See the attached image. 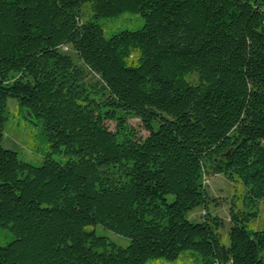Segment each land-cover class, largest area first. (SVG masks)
Returning a JSON list of instances; mask_svg holds the SVG:
<instances>
[{"label":"trees","instance_id":"16d2710c","mask_svg":"<svg viewBox=\"0 0 264 264\" xmlns=\"http://www.w3.org/2000/svg\"><path fill=\"white\" fill-rule=\"evenodd\" d=\"M124 13L141 27L105 37L95 19ZM10 99L36 120L39 166L1 146ZM215 158L248 210L231 206L225 242L216 216L188 218L208 212ZM261 201L264 0H0V264H264Z\"/></svg>","mask_w":264,"mask_h":264},{"label":"rangeland","instance_id":"374dc122","mask_svg":"<svg viewBox=\"0 0 264 264\" xmlns=\"http://www.w3.org/2000/svg\"><path fill=\"white\" fill-rule=\"evenodd\" d=\"M82 20L91 15L88 5L83 7ZM98 24L103 28L105 37L111 33L119 32L122 30H135L141 27L142 18L140 15L124 13L116 18H97L95 19ZM67 53L77 66L81 65L76 54L70 47H64L61 49ZM192 83H197V78L192 75L189 78ZM130 127L134 129L136 134L141 138L145 137L147 133L142 129L139 121L135 118L129 117L127 120ZM36 120L26 110H20L15 100L10 99L7 103V123L4 130L3 141L1 143L2 148L14 151L18 158L24 162L39 166L43 163V154L47 150V146L44 143H40L36 139ZM107 126L113 131L114 123L107 122ZM39 147L38 151H35L36 147ZM54 160L63 162L65 159L59 155L51 156ZM211 161L203 165V185L205 187V193L209 204L208 212H204L202 209H195L189 214L188 218L191 223H200L205 217L206 213L211 216L219 218L223 227L220 230V237L223 242L226 240L228 230L230 228V208L234 207L235 210L248 211L242 205V198L244 195V187L239 183H231L222 174L215 172V166L218 164ZM256 217L252 218L248 223V229L250 230H264V201L258 202L255 208ZM87 231H93L97 236L106 237L112 243L125 247L128 245L129 240L125 237L119 236L109 230L97 225L92 228H88ZM0 244H5L11 240V234L6 231H0ZM153 261H149L147 264H151ZM160 264H197L194 260L184 261H165L160 260Z\"/></svg>","mask_w":264,"mask_h":264}]
</instances>
